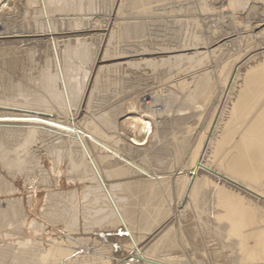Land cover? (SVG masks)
<instances>
[{"label": "bare ground", "instance_id": "obj_1", "mask_svg": "<svg viewBox=\"0 0 264 264\" xmlns=\"http://www.w3.org/2000/svg\"><path fill=\"white\" fill-rule=\"evenodd\" d=\"M22 2L0 10V264H211L198 231L264 264V209L223 186L264 199V0ZM145 69L190 113L157 119Z\"/></svg>", "mask_w": 264, "mask_h": 264}, {"label": "rangeland", "instance_id": "obj_2", "mask_svg": "<svg viewBox=\"0 0 264 264\" xmlns=\"http://www.w3.org/2000/svg\"><path fill=\"white\" fill-rule=\"evenodd\" d=\"M5 1H6V0H5ZM5 1H3V2L0 3V10H1V9H2V10H3V9H8V10H9V8H10L9 11H11V12H15L17 9L20 8L21 4L23 3V2H22L23 0H9V1L7 0L6 2H5ZM8 2H9V3H8ZM20 2H22V3H20ZM7 3H8L11 7L8 6ZM5 4H7V5H5ZM2 6H3V7H2ZM12 6H13V7H12ZM11 9H12V10H11ZM14 9H15V10H14ZM8 10H7V11H8ZM101 11H102V10L98 9V11H96V12H94V13L91 12V15H88V16H90L91 18L97 17V16L100 14ZM0 12H1V11H0ZM102 12H103V11H102ZM102 12H101V13H102ZM96 13H97L98 15H97ZM89 14H90V13H89ZM5 15H6V13H5ZM36 38H38V36H37ZM39 38H43V36H42V37L39 36ZM105 43H106V42H105ZM259 50H261V49H259ZM263 50H264V49H263ZM103 51H104V50H101V51L98 53V55H99V56H101V54L103 55V54H104ZM217 58H218V57L216 56V57H215L216 60L214 59V61H213V59H212V63H213V62H216V61H218V60H220L219 58H218V60H217ZM145 70H146V71H140V72H141L142 79H140L141 76H139V75H140V72L137 71L139 74H137V73L135 74L137 77H136V80L134 79V80H132V82H131V83H133V85H131V86H132V89H131V90H132V91L138 90V92L140 91V96H142V93H143L142 90H143V89H144L143 91L146 92V93H151L150 90H152V93H153V92L155 93V92H157L155 89L158 90V88H160V86H161L160 89L163 88V90H164V89H165V90L163 91L164 93H159V94H157V98H158L159 101L156 99V107H157V109H159L160 111L162 110L161 112H160V111L158 112V113L160 114V117H159V114H158V115H157V119H159V120H165V119L167 118V119H170V120L172 119L171 121H173V119H174V118H177V116H180V115H182V114H183L182 116H185V114H186L187 112H189V111H188L189 109H188V110L185 109V110H181V111H179L178 113H180V114H178L177 111H174V110L176 109V107H178V105H180V103H181L179 100H177V103H178V104L176 103V101L169 102V100H168V106H167V104H166L167 101L165 102V100H167V97H166L164 94L166 93V91H167V86H168V84L170 85V83L167 84V82L160 81L159 78H160L161 80H162V79L164 80L165 78H164V77L161 78V77H159V75H157V74H156L157 77H155V75H153V74H155V73H153V72L150 71V70L148 71V69H145ZM144 72H145L147 75H146ZM150 72H152V73L150 74ZM192 72H193V71H192ZM143 73H144V74H143ZM148 73H149L150 75H149ZM142 74H143V75H142ZM148 75H149V76L152 75V76H151L152 78L149 77ZM203 75H205V70H204L203 68H200V67H199L198 70H196V76H198V77L200 78V76H203ZM144 76H145V77H144ZM154 77H155V78H154ZM158 77H159V78H158ZM147 78H148V80H147ZM149 78H150V80H149ZM144 79H145V80H144ZM152 79H153V81H151ZM157 79H158V80H157ZM173 79H174V78H173ZM139 80H141V81H139ZM142 80H143V81H142ZM175 80H176V79H175ZM136 81H137V82H136ZM138 81H139V82H138ZM144 81H145V82H144ZM154 81L157 82V83L159 82V83H158L159 85L156 84L157 86H156V85L153 86V85L155 84ZM140 82H141V84H140ZM143 83H146V84L149 83V84H148V87H147L146 84L144 85ZM137 84H139L138 87H137ZM152 84H153V85H152ZM160 84H161V85H160ZM166 84H167V85H166ZM149 85H152V86L150 87ZM164 85H166V86H165L166 88L163 87ZM134 86H135V88H133ZM140 86H142V88H141ZM143 86H146V87H143ZM130 88H131V87H130ZM130 88H127L126 91H129V92H130ZM138 88H139V89L141 88V89L139 90ZM145 88H147V90H146ZM154 88H155V89H154ZM145 90H146V91H145ZM154 90H155V91H154ZM126 93H128V92H125V94H126ZM122 94H123V93H122ZM122 94H121V95H122ZM166 94H167V93H166ZM119 95H120V93L117 94V97H118ZM160 95H162V96H160ZM203 95H204V93L202 94V96H203ZM161 99H164V101L162 100L163 102H161V105H162V106H161L160 103H159ZM111 101H112V100H111ZM164 102H165V104H164ZM174 102H175V103H174ZM157 103H158L159 105H157ZM162 103H163L164 105H163ZM170 103H171V104H170ZM172 103L174 104L175 109H174V106H173ZM170 105H172V106H170ZM176 105H177V106H176ZM104 106H105V105H104ZM104 106H103V104H102L100 107H104ZM161 107H162V108H161ZM168 107H169V108H168ZM171 108H173V109H171ZM163 109H165V110H163ZM201 109H202V108H201ZM201 109H197V110L201 111ZM169 110H171L170 113L168 112ZM186 110H187V111H186ZM202 110H203V109H202ZM163 111H164L166 114L168 113L169 115H166ZM172 111H174V112H173L174 114L172 113ZM182 111H184V112H182ZM208 111H209V110L205 111L206 113L203 112L202 117L199 118L200 120H199L198 122L196 121V123L193 125V126H196L194 130H199V131L201 130V131H202V130L204 129V126H205V124H206V121L208 120V119H207V118H208V115H207V112H208ZM210 111H212V110H210ZM210 111H209V113H210ZM162 112H163V113H162ZM143 113L146 114V113H148V112L145 113V110H144ZM171 113H172V114H171ZM184 113H185V114H184ZM189 113H190V112H189ZM189 113H187V114H189ZM209 113H208V114H209ZM187 114H186V115H187ZM129 115H130V114H127V115H125V117H127V116H129ZM172 115H173V116H172ZM137 116H138V115H137ZM166 116H167V117H166ZM200 116H201V115H200ZM205 116H206V117H205ZM125 117L122 116V118L120 117V119H123V118H125ZM158 117H159V118H158ZM164 118H165V119H164ZM203 118H205V119H203ZM167 119H166V120H167ZM206 119H207V120H206ZM202 120H203V121H202ZM203 122H204V123H203ZM218 122H219V121H218ZM221 122H222V120L220 121V123H221ZM171 123H172V122H171ZM174 123H175V125H176L177 128L180 127V126L178 125L177 122H174ZM200 123H201V124L203 123V125H201ZM196 124H197V125H196ZM175 125H174V126H175ZM197 126H198V127L200 126V128H197ZM177 128H176V129H177ZM196 128H197V129H196ZM202 128H203V129H202ZM154 129H155V128H154ZM154 143H155V142H154ZM156 143H157V142H156ZM148 144H149V143H148ZM150 144H151V142H150ZM118 146H119V144H118ZM118 146H117V147H118ZM120 146H121V145H120ZM149 146H150V145H149ZM118 148H119V147H118ZM168 158H169V157H168ZM135 159L140 160L138 157L136 158V156H135ZM148 164H149V163H148ZM176 166H177V165H176ZM149 167L151 168L150 164L148 165V168H149ZM173 169H176V168L173 167ZM26 170H27V169H26ZM165 170H166V169H165ZM21 180H22V181H21V184H24V183H25V180H23V178H22ZM223 186H225V188H227V191H228V192H231V191H232L231 194L236 193V194H233V195H235L236 197H239L240 199L243 198L242 201H244L245 198H246L245 201H251V200H252V202L256 201V203L254 202L255 204L250 202L251 205H253V207H254L255 205L259 204L260 206L257 205L258 208L260 207L259 209H262V208L264 209V199L259 198V197H256L254 194H253V195H254V196H253L251 193H249V194H250V196H249L248 192H245L244 190L241 191V189H238L237 187L234 188L233 186H230V184H227V183L223 184ZM228 188H230V189H232V190H230V189H228ZM229 190H230V191H229ZM236 190H237L238 192H237ZM233 191H234V192H233ZM237 193H238V195H237ZM172 194H173L172 196L175 195L174 193H172ZM241 194H242V195H241ZM246 194H247V195H246ZM239 195H241V197H240ZM245 195H246V196H245ZM248 197H250V198H248ZM250 199H251V200H250ZM255 199H256V200H255ZM258 200H259V201H258ZM258 202H259V203H258ZM262 206H263V207H262ZM171 207H172V206H171ZM177 208H178V207H177ZM189 208H190V207H189ZM189 208L186 210V213H184L185 216H182V217H181V222H182V223H181V228H182V232H183L184 236L187 237L188 239H190V237H191V236H189V231H190V229L193 231V232H192L193 234H195V233L197 232V231H195V230H196V229H195L196 227L193 228V223H192V222L194 221V219H193L194 217H192V214H191L192 212H191V210H190ZM178 210H180V208H178ZM176 213H179V212H176ZM188 215H189V216H188ZM190 215H191V217H190ZM173 216H174V214H173V213L171 214V212H170V214L168 215V220H171V218H172ZM183 217L185 218L186 222H184L185 220H183ZM188 217H190V218H188ZM186 218H187V219H186ZM189 219H191V220H189ZM192 219H193V220H192ZM187 220H189V221L187 222ZM183 222H184V223H183ZM189 223H190V224H189ZM191 223H192V224H191ZM172 224H173V226H174L172 229H173V230L177 229V226H176L177 224L175 225L174 221H173L172 223H170L168 226H171V227H172ZM187 224H188V225H187ZM186 225H187V227H186ZM189 225H190V226H189ZM182 226H183V227H182ZM184 226H185V227H184ZM191 226H192V227H191ZM175 227H176V228H175ZM190 227H191V228H190ZM187 228H188V229H187ZM184 231H185V232H184ZM122 232H124V231H121V232H118V233H119V234H122ZM179 233L181 234V230H179ZM198 233H199V231L195 234L196 237H195V235H194V237H195V238H193L194 241L196 240L197 242H200V243L202 242L201 245H202V244H204V245H202V246H205V245H206V247L210 248V250L213 248L212 251H214V252H212V253H213V254H214V253L216 254V255H214V256H216V257L213 259V261H211V264H213V263H214V264H220V263H221V264H225V263L227 264V262H228V259H226L227 257H226V258H225V257H224V258H223V257H220V256H221V255H220V254H221L220 252H222V249L220 248L221 251L218 250L219 247H217V246H219V245H217V243H215L216 241L214 242L213 239H212V237H209V235H208V237H206V239H205V236H204L205 234H204V233H203V236H204V237L202 236L201 233H199L200 236H201V237H200ZM122 235H127V232L125 231ZM197 235H198V236H197ZM203 238H204V240H203ZM210 238H211V239H210ZM197 239H198V240H197ZM208 239H209V240H208ZM206 240H207V241H206ZM204 241H205V242H204ZM208 241H209L210 243H208ZM212 244H213V245H212ZM214 244H215V245H214ZM211 246H214V247H211ZM215 247H216V248H215ZM217 248H218V249H217ZM188 249H189V247H188ZM214 249H215V250H214ZM216 249H217V250H216ZM215 251H218L219 254H217ZM219 251H220V252H219ZM223 252L226 253V254H228V251L226 252L225 250H223ZM223 252H222V254H223ZM217 255H220V256H218L219 258H217ZM216 260H217V262H215ZM224 260H226V261H224ZM219 261H220V262H219ZM229 263L231 264V262H229ZM229 263H228V264H229ZM127 264H128V263H127Z\"/></svg>", "mask_w": 264, "mask_h": 264}]
</instances>
